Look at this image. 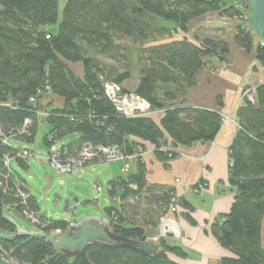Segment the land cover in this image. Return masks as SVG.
<instances>
[{"label":"trees","instance_id":"16d2710c","mask_svg":"<svg viewBox=\"0 0 264 264\" xmlns=\"http://www.w3.org/2000/svg\"><path fill=\"white\" fill-rule=\"evenodd\" d=\"M239 2L68 0L59 23V0H0V128L6 136H12L23 128L26 120H31L30 136L14 139L32 144L41 120L38 113L49 114L43 118L50 128L44 143L49 149L50 137L61 143V159L78 157L86 143L117 146L131 156L145 149L146 144L178 148L214 141L223 125L219 113L166 105L161 99L176 102L183 97L196 74L206 67V59L224 60L230 53L228 43L219 37L194 41L184 38L147 51V68L132 93L148 102L154 111H164L159 123L151 117L128 118L117 112L105 93V84L122 87L131 75L129 71L119 74L100 57L116 60L118 36L147 42L155 34L162 36L173 31L187 34L195 21L211 13L236 16L245 22L248 7ZM246 25L238 27L236 43L247 52L255 48L257 58L264 64V46L255 45L256 35ZM77 64L82 66L81 75L73 68ZM256 89L255 104L245 101L238 111L242 128L230 147L229 182L236 190L235 200L230 212L219 217L211 228L212 236L232 253L220 264H264V86ZM219 104L222 106L221 100ZM73 134L80 138L64 141ZM17 151L0 139V229L11 234L18 229L7 209L22 215L26 209L40 213L33 195L28 206L17 198L20 190L29 191L26 184L15 173L6 179L9 173L5 161L15 157ZM157 155L167 157L163 153ZM176 157L174 154L172 159ZM137 161L136 173L130 171L109 183L110 197L119 198L120 202L117 208L106 211L114 233L144 242L146 229L158 225L177 197L172 188L148 183L143 159ZM15 162L28 168V160ZM180 205L193 210L185 201ZM42 219L47 223L43 233L69 230L68 222H54L43 216ZM0 254L18 264H179L173 257H186L181 248L169 246L165 241L160 242L158 254L152 256L90 244L81 255L68 257L43 237L19 236L0 240Z\"/></svg>","mask_w":264,"mask_h":264},{"label":"crops","instance_id":"0c3cea01","mask_svg":"<svg viewBox=\"0 0 264 264\" xmlns=\"http://www.w3.org/2000/svg\"><path fill=\"white\" fill-rule=\"evenodd\" d=\"M239 26L246 27V24L236 16L211 13L195 21L187 34L173 32V38L167 41L219 37L230 46V53L224 60L217 57L206 59V67L196 74L193 85L183 97L176 102L163 101V95L160 98L166 105L177 104L230 116L215 140L180 146L176 148L180 155L171 160L148 152L151 145H145L148 154L142 162L148 183L174 189L179 202L178 213L167 214L156 227L146 229V236L159 247L160 242L165 241L169 246L181 248L186 257H173L179 264H220L223 258L232 257V253L212 236L211 228L219 217L230 212L235 200L236 190L229 182L230 147L242 128L238 117L242 106L241 93L246 87L264 86V64L257 58L255 48L247 52L236 43ZM257 43L259 40L255 45ZM73 68L82 74L81 65ZM169 88L175 89L174 86ZM161 118L156 122L159 123ZM138 169L136 160L132 163L131 172L136 173ZM200 182L207 184L208 188L198 196L192 188ZM182 201L189 203L193 210L182 208ZM262 247L264 249V219Z\"/></svg>","mask_w":264,"mask_h":264},{"label":"rangeland","instance_id":"374dc122","mask_svg":"<svg viewBox=\"0 0 264 264\" xmlns=\"http://www.w3.org/2000/svg\"><path fill=\"white\" fill-rule=\"evenodd\" d=\"M67 2L68 0H59V23L63 19V12ZM162 23L165 22L162 21ZM171 24L172 23L170 22V25ZM54 31H57V27ZM172 34L173 33H165L162 36L155 34L149 37L147 42H143L135 37L123 38L118 36L115 38L116 45L119 47V56H117L116 60L104 56L100 57V59L109 68L116 69L119 74H124L129 71L131 78L123 82L122 88H125L129 92H135L143 75V71L147 68V64L145 63L147 51L156 45L166 44L170 38H173ZM255 41H258L257 36H255ZM247 88L248 87L244 89ZM244 89L241 93L242 104L244 103ZM50 97L51 96H48L47 99L49 100ZM151 110L153 109L151 108ZM220 115L223 118V121L226 119L227 122L231 119L228 115ZM160 117L161 115L151 118L157 120ZM49 129V126H46L43 118H41L34 143L27 144L14 138L10 139V144L12 146L21 149L26 146L28 151L31 153V156L28 158L27 169L20 167L15 161L11 163V167L16 174V178L21 179L26 184V187L31 194L37 199L41 216L51 221L68 222L70 228L78 224V222L86 217H98L100 219L109 220V225H111L112 219H110L106 210L110 208H117L118 202L116 199L110 197L109 183L113 181L116 176L122 174V163H95L84 167L78 174L62 173L53 167L48 161V154L50 150L45 145L44 139ZM79 138L80 136L78 134H73L66 137L64 141L71 142L78 140ZM144 152L145 155L148 154L146 150ZM153 153L158 154L159 152ZM166 158L171 160L168 157ZM135 161L136 159L134 158L130 163L132 164ZM42 162H44L45 167L41 166ZM46 175H50L54 178L50 188H48V182L45 177ZM100 175H103L102 178H100ZM96 184L101 185V193L96 191L94 187ZM203 184L205 185V183L200 182V184L195 185L192 188V192L198 196L202 195L208 188L207 186L201 188L200 186ZM78 187L87 189L88 193H82L78 190ZM67 201H69V204H67ZM176 208L177 211L173 212L169 207L168 214H177L178 207L176 206ZM7 214L15 223L17 229L19 228L21 231H26L28 233H38L40 231L38 226L32 223L31 218L28 219L26 216L15 211H10L9 209H7ZM57 233L58 234L55 239L59 240L67 232L59 231ZM146 241H149V239L147 238ZM10 262L18 264L16 261Z\"/></svg>","mask_w":264,"mask_h":264},{"label":"built area","instance_id":"2783aa9c","mask_svg":"<svg viewBox=\"0 0 264 264\" xmlns=\"http://www.w3.org/2000/svg\"><path fill=\"white\" fill-rule=\"evenodd\" d=\"M245 18V17H244ZM105 93L115 106L117 112H119L121 115L128 117V118H137V117H156V116H162L164 114V111H153L151 110V105L146 102L144 99L138 97L136 94L125 91L121 86L106 83L105 84ZM256 87H248L247 89H244V96L243 100L248 101L252 104H255L256 102ZM35 99H32L31 102L35 103ZM39 117L46 118L49 116V114L45 112H39ZM229 119V118H227ZM226 122V119L223 121ZM32 121L26 120L23 128L15 135L12 136H6L2 129L0 128V139L4 145L14 147L10 144L11 138H16L17 136H30V129L32 127ZM50 142V152L48 154V161L51 163L53 167L58 169L60 172L65 174H78L84 167L95 164V163H103V162H120L122 163V174L123 176H127L129 172L131 171L132 164L130 163L132 159H138L145 156V150L139 149L135 154L131 156H126L124 152L121 150V148L117 146L112 147H103V146H93L89 143H86L80 153V155L76 158H67V159H61V152H62V144L58 142L53 141V137L49 138ZM16 148V147H15ZM18 151L16 153L15 157H8L5 161L6 168L8 169V175L6 176V179H8L10 174H13V169L11 167V163L15 160H28V158L31 156L30 151H28L27 147L24 148H17ZM149 152H159L163 153L168 158L172 159L174 154H177V156L180 155V153L176 150V148L172 147L171 145H164L160 148H155L154 146H150ZM179 182V181H177ZM200 184V183H198ZM197 185V184H196ZM206 187L207 184H203L200 187ZM96 191L101 193L102 188L101 185H95L94 186ZM17 198L21 200V204L24 206H28V203L30 199L32 198V194L30 191H22L20 190L17 194ZM116 199V198H115ZM117 202H120V199H116ZM176 201L177 199L174 198L172 204L170 205V208L173 212L177 211L176 208ZM24 216H26L28 219L31 218V221L33 224L38 226L40 229V232H43L44 227L47 226L46 221H43L42 216L38 212H32L29 209H26L24 211ZM11 219V218H10ZM47 219V218H46ZM111 219V218H110ZM12 220V219H11ZM49 220V219H47ZM107 224L110 223L109 220L102 219ZM13 221V220H12ZM14 223V222H13ZM15 224V223H14ZM42 226V227H40ZM57 232V231H55ZM54 233V232H51ZM49 233V234H51Z\"/></svg>","mask_w":264,"mask_h":264},{"label":"water","instance_id":"95a60500","mask_svg":"<svg viewBox=\"0 0 264 264\" xmlns=\"http://www.w3.org/2000/svg\"><path fill=\"white\" fill-rule=\"evenodd\" d=\"M239 5H246L248 11L245 13V22L249 26V31L258 37L262 46H264V0H240ZM245 23V24H246ZM247 27V25H246ZM45 167L44 162L41 163ZM103 175H100L102 178ZM48 182V188L52 186L53 177L45 176ZM84 194L88 193L87 189L79 188ZM72 195V194H71ZM69 204V201H67ZM19 229V228H18ZM58 233L46 234L43 232L28 233L18 230L17 233L11 234L0 229V240L13 237H43L56 245L60 251L68 257H76L87 250L90 244L103 245L109 248H125L131 251L140 252L149 256L158 254L160 247L152 241H138L114 233L109 224L98 217H86L78 224L69 228L59 240L55 239ZM0 264H14L6 260L0 254Z\"/></svg>","mask_w":264,"mask_h":264}]
</instances>
